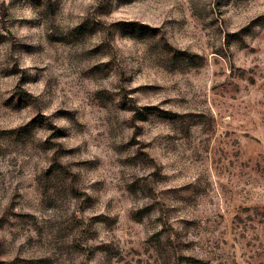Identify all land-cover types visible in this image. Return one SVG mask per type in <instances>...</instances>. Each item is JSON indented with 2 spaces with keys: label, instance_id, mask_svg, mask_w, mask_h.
Masks as SVG:
<instances>
[{
  "label": "rangeland",
  "instance_id": "rangeland-1",
  "mask_svg": "<svg viewBox=\"0 0 264 264\" xmlns=\"http://www.w3.org/2000/svg\"><path fill=\"white\" fill-rule=\"evenodd\" d=\"M0 264H264V0H0Z\"/></svg>",
  "mask_w": 264,
  "mask_h": 264
}]
</instances>
